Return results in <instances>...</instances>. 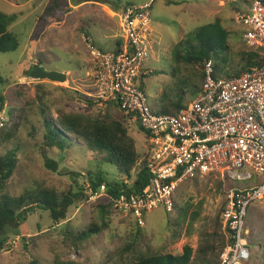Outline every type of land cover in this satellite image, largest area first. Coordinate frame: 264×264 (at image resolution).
<instances>
[{
	"label": "rangeland",
	"instance_id": "obj_1",
	"mask_svg": "<svg viewBox=\"0 0 264 264\" xmlns=\"http://www.w3.org/2000/svg\"><path fill=\"white\" fill-rule=\"evenodd\" d=\"M41 1L44 2L42 5ZM55 1L61 3L60 13L64 20L43 21L41 19L43 13ZM219 1L156 0L152 5L153 51L144 67L149 73L145 79V89L156 111H162L163 104L160 99L163 92L185 94L186 103L194 99V86H181L178 84L179 77L172 76L171 70L175 65L173 51L179 48L181 41L187 42L195 29L214 21L217 17H221L224 26L231 33L229 43L236 64L233 66L234 69L232 67L229 71H235L238 67L239 51L246 46L241 33V29L244 28L238 24L236 18L245 4L222 6ZM73 2L78 4L75 0H0L1 11L8 14L20 13V17L10 27L20 40V46L14 51L0 52V106L3 107L0 115L4 117L6 123L4 128L10 129L15 122L20 126L12 140L0 141V154H5L11 149L18 151V168L8 181V191L13 195L34 191L42 186L56 188L61 192L84 190L86 194L92 176L93 178L103 176L111 183L122 180L132 183L139 172L137 169L133 172L132 178H127L114 165L104 161V154L98 149H91L84 140L79 141L74 137L70 139L78 143L65 151L48 149L45 146L47 113L42 108L48 107L50 118L57 117V107L84 113H94L97 110L82 96V93L89 95V92L96 91L94 81L78 66L79 61H74L76 44H82L81 27L83 26L86 33L91 30L99 44L102 41L106 44L116 41L115 38L105 39L109 34L123 35L117 18L114 19L116 23L114 24L101 10H92L99 9L97 5L79 7L73 11L70 7ZM128 2L137 5L141 1H106L111 6H118V11ZM192 41L196 40L192 38ZM85 45L83 47L86 50ZM35 59L41 60L40 66L45 71L67 74L68 81L54 82L25 76L26 69L30 64H34L31 62ZM92 59L94 60L93 56ZM182 68V75L190 74L197 69L189 65H183ZM197 82L201 87L202 81ZM40 96L46 101L47 107L39 105L44 102L40 101ZM10 111L12 114H9ZM20 113L21 120L18 119ZM126 122L131 135L137 141L143 161L146 133L128 116ZM237 185L246 186L245 183ZM227 188V183L216 175L187 180L176 190V204L179 207V209L176 207V212L167 213L162 209L150 212L146 216V225L139 226L133 220L129 221L128 216L114 211L111 228L79 243L78 246L73 241L74 234L78 230H83L93 218L99 216L96 204L100 200L90 201L86 198L77 201L70 209L68 220L59 225L53 221L49 212L39 210L29 216L28 227L24 228L22 234L12 238L1 251L0 264H30L34 261L37 264H54L57 255H62L65 259H74L81 264H105L109 252L122 247L134 237L146 238L147 240L141 242L147 241L165 253L180 254L186 245H190L195 251L196 258L200 254V261L197 263H202L204 260L201 259L205 258L202 254L203 248L208 242L219 245L225 240V246L227 245L228 239L222 221ZM190 204L191 211L187 222L178 229L176 235L173 220L178 219V212ZM195 214L197 216L193 220ZM247 228L252 253V258L247 264H264V199L251 203L247 214ZM225 246L222 251L218 246L214 252L207 253L206 258L220 261ZM114 258L110 264H128L127 256L118 255Z\"/></svg>",
	"mask_w": 264,
	"mask_h": 264
},
{
	"label": "built area",
	"instance_id": "obj_2",
	"mask_svg": "<svg viewBox=\"0 0 264 264\" xmlns=\"http://www.w3.org/2000/svg\"><path fill=\"white\" fill-rule=\"evenodd\" d=\"M227 6L244 3L236 18L247 47L264 48V0H220ZM122 42L112 53L92 45L90 93L100 106L118 105L146 133L143 161L148 184L110 195L104 183L86 190L90 201L107 198L123 216L146 225L148 213L176 212V190L187 180L207 175L227 183L222 221L228 239L219 264H247L252 253L247 214L251 203L264 199V66L239 76L215 75V60L203 65L200 92L177 113L158 112L151 105L144 64L153 44L152 2L129 5L122 11ZM0 128L5 124L0 115ZM238 183H245L240 187ZM129 186V187H130Z\"/></svg>",
	"mask_w": 264,
	"mask_h": 264
},
{
	"label": "trees",
	"instance_id": "obj_3",
	"mask_svg": "<svg viewBox=\"0 0 264 264\" xmlns=\"http://www.w3.org/2000/svg\"><path fill=\"white\" fill-rule=\"evenodd\" d=\"M129 5L132 4L125 5V7ZM60 6L61 3L55 1V3L47 7L41 19L43 21L62 22L64 17L60 13ZM19 17L20 13L8 14L0 10V52L14 51L20 46V40L10 30L11 24ZM230 36L231 33L224 26L221 17H217L214 21L195 29L188 37L189 40L187 42L185 40L181 41L179 48L173 51L175 65L171 70L173 77H179L178 84L181 86H194L193 95L196 96L201 90V87L197 85V81L203 82L204 80V71H201V68L209 59L215 60L216 76L220 75V73L229 77L239 76L253 68L264 66V48H250L244 44L246 47L239 51L238 67L235 71H229L236 64L232 47L229 43ZM192 38L196 41L193 42ZM39 65L41 63L38 65L30 64L26 69L25 76L32 79L31 73ZM183 65L193 66L197 69L190 74L182 75ZM147 77L148 75L144 76V88ZM64 89L68 90L69 88ZM184 95L163 92L160 99L163 104L161 112L170 114L179 112L187 104L184 100ZM82 96L97 108L96 112H76L57 107L56 118H50L51 114H48L47 103L40 96V101L42 102L43 100L44 102L39 105L47 107L42 108L47 113L45 117V146L48 149L55 148L65 151L78 143L71 140L70 137H74L79 141L84 140L89 148L98 149L103 153V160L114 165L127 178H132L133 172L138 169L139 172L134 187L137 190L144 188L148 184L150 175L146 162L141 161L142 154L137 147V141L130 133L125 111L118 105H111L110 107L100 106L91 95L82 93ZM107 108L108 110H105ZM2 109L3 107L0 106V112ZM9 114H12V112L10 111ZM18 117L21 120L22 114L20 113ZM4 127H6V123L0 130V141L2 142L12 140L17 135L16 133L20 126L15 122L10 129ZM18 162V151L16 149L0 154V253L12 238L20 236L24 228L28 227V219L31 214L39 210L47 211L53 221L59 225L68 220L70 209L77 201L89 198L84 193V190L79 192H74L73 190L61 192L48 186H42L34 191H27L20 195L11 194L8 191V181L17 171ZM53 167L55 168L56 166ZM125 182L126 180L111 183L103 176L98 178L91 177V184L95 190H99L101 185L106 183L109 194L113 196L132 190V187ZM99 200L96 204L99 216L93 218L92 222L83 230H78L74 234L73 241L76 246L94 235L111 228L112 214L114 211L118 212L107 198ZM176 207L179 209L178 204H176ZM190 211L191 204L180 210L178 212L179 218L173 220V228L176 229L174 230L176 235L179 232L178 229L186 224ZM196 216L197 214L193 216V220ZM128 219L136 222L131 216H128ZM190 223L192 224V222ZM136 224L138 225L137 222ZM144 240L147 239L134 237L122 247L112 250L109 252L105 264H110L115 259L114 257L118 255L127 256L128 264H205L206 262L219 264L220 261L206 258V254L214 252L218 246L220 250L223 249L226 243L225 240L219 245L208 242L202 252L205 258H202L201 261H204L197 263L200 261V254L196 258L195 251L190 245H186L182 253L173 254L165 253L147 241L142 243L141 241ZM30 264H37V262L34 261ZM54 264L81 263L74 259H65L62 255H57Z\"/></svg>",
	"mask_w": 264,
	"mask_h": 264
},
{
	"label": "crops",
	"instance_id": "obj_4",
	"mask_svg": "<svg viewBox=\"0 0 264 264\" xmlns=\"http://www.w3.org/2000/svg\"><path fill=\"white\" fill-rule=\"evenodd\" d=\"M61 1V0H60ZM78 1V4L76 5L74 2L71 4V10H76L77 8L79 7H85V6H88V5H97L98 7H100L99 9H92L94 11H97V10H101L102 12H104L107 17L112 21V23L116 24L114 19L116 20V18L118 19V22L117 23H120V29L121 31L122 30V18H121V15H122V11L125 7V5H128L130 4V2L128 3H124L121 7V9H119L118 11V6L116 5H110L109 3H106V1H102V0H75V2ZM141 1L140 3H138L137 5H141V4H146V3H151L152 2V5L155 3L156 0L154 1H150V0H147V1H142V0H139ZM44 2L41 1V5L43 4ZM49 4V3H47ZM41 5H38L39 7H41ZM48 6V5H47ZM61 7V6H60ZM153 8V6H152ZM43 10V9H42ZM61 11V10H60ZM153 16V14H152ZM153 20H154V16H153ZM81 30H82V44H76V48H77V51L74 53V61H79L78 63V66H80L81 70L84 72L86 71L87 75L92 77L93 81H94V78L92 76L93 74V69H94V63H93V59H92V45L93 47L97 48L98 50H101L102 52H105V53H112L114 51H116L117 47L120 45L118 44V42H122V39H120V36L122 35H119L118 33H113L114 29L111 30V33L113 34H109V37L105 38V39H116V41L112 42H108L107 44L105 43V41H102V43H97L96 40H95V36H94V33L89 30L88 33H86L84 31V28L83 26L81 27ZM98 41H101V40H98ZM114 43V45H113ZM86 44V50L85 48L83 47V45ZM106 44V45H105ZM116 44V45H115ZM101 45H105V46H101ZM109 46L111 48H109ZM90 48V49H89ZM35 61H39L41 63V60H38V59H35ZM34 60L31 62V63H34L35 65H37L38 63H36ZM88 68V69H87ZM94 85V84H93ZM90 94V93H88Z\"/></svg>",
	"mask_w": 264,
	"mask_h": 264
},
{
	"label": "water",
	"instance_id": "obj_5",
	"mask_svg": "<svg viewBox=\"0 0 264 264\" xmlns=\"http://www.w3.org/2000/svg\"><path fill=\"white\" fill-rule=\"evenodd\" d=\"M33 78L48 79L54 82H66L68 81V75L57 71H45L40 65L37 66L31 73Z\"/></svg>",
	"mask_w": 264,
	"mask_h": 264
}]
</instances>
